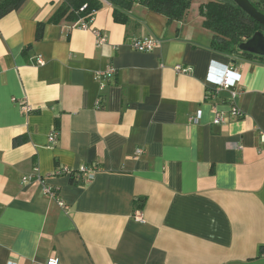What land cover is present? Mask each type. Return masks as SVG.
<instances>
[{"label":"crops","instance_id":"1","mask_svg":"<svg viewBox=\"0 0 264 264\" xmlns=\"http://www.w3.org/2000/svg\"><path fill=\"white\" fill-rule=\"evenodd\" d=\"M193 2L172 23L136 4L127 24L110 5L54 24L63 0L0 19V264H264V62L212 49ZM213 63L239 75L225 124ZM83 167L92 182L56 174Z\"/></svg>","mask_w":264,"mask_h":264},{"label":"trees","instance_id":"2","mask_svg":"<svg viewBox=\"0 0 264 264\" xmlns=\"http://www.w3.org/2000/svg\"><path fill=\"white\" fill-rule=\"evenodd\" d=\"M26 0H0V19L18 11ZM193 0H63L51 22L58 24L63 20L80 26L91 24L96 13L108 5L114 8L115 21L127 24L128 13L136 4L162 14L169 23L182 21L192 6ZM254 6L264 13V0H251ZM204 27L213 34L212 49L230 57L264 62V58L242 53L239 47L257 32L264 33V26L247 15L232 0H212L200 6ZM44 24L38 26L37 38L43 35ZM21 139H16L19 144ZM75 180V177L72 178Z\"/></svg>","mask_w":264,"mask_h":264},{"label":"built area","instance_id":"3","mask_svg":"<svg viewBox=\"0 0 264 264\" xmlns=\"http://www.w3.org/2000/svg\"><path fill=\"white\" fill-rule=\"evenodd\" d=\"M79 27L81 28H91V24L88 23H82ZM106 41V38L104 36H101L98 34L97 42L98 44H102ZM158 41L150 38H143V39H136L132 47L134 50L140 51V52H152L154 51L158 46ZM38 63L42 64L43 60L39 59ZM178 72H187L191 68H183L182 66H177ZM114 74V70L112 68H109L106 72L99 73L97 75V79L102 82L103 80L109 79ZM211 74H217V90H225L230 92L231 95V102H230V110L229 114H223L220 113L215 109V118L214 123L215 124H225L229 121L230 117H239L241 116L240 109L237 106V97L238 92L236 90V84L238 82V73L233 69L231 66H224L218 63H213L211 65ZM103 87V83H102ZM28 107H24V110L26 111ZM202 112H199L196 118H194L195 122H199L201 119ZM57 137V132L54 131L52 133V139L55 140ZM261 141L264 143V133H261ZM141 150H138L137 153H141ZM98 167H83L80 170L77 171H71L68 169L60 170L56 172V174H70L72 177H75V180L81 181L83 183H90L94 180L96 173L98 172ZM30 178H24V181L27 182ZM45 192L54 200H56L58 206L63 208L64 210H69V207L58 198L57 192L55 188L52 186L46 185L45 186ZM137 218L139 220H142V217L140 213L138 212ZM8 264H15L14 262H9ZM49 264H59L58 260H50Z\"/></svg>","mask_w":264,"mask_h":264},{"label":"water","instance_id":"4","mask_svg":"<svg viewBox=\"0 0 264 264\" xmlns=\"http://www.w3.org/2000/svg\"><path fill=\"white\" fill-rule=\"evenodd\" d=\"M247 15L253 18L257 23L264 26V13L259 11L251 0H232ZM242 53L251 54L264 58V33L257 32L252 38L242 43L239 47Z\"/></svg>","mask_w":264,"mask_h":264},{"label":"rangeland","instance_id":"5","mask_svg":"<svg viewBox=\"0 0 264 264\" xmlns=\"http://www.w3.org/2000/svg\"><path fill=\"white\" fill-rule=\"evenodd\" d=\"M209 2V1H212V0H194L193 4H194V8L195 9H199V7L204 3V2ZM206 2V3H207ZM200 3V4H199ZM200 5V6H199Z\"/></svg>","mask_w":264,"mask_h":264}]
</instances>
